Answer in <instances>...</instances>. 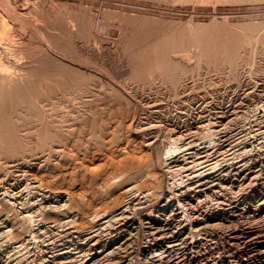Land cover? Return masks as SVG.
<instances>
[{
	"label": "rangeland",
	"instance_id": "374dc122",
	"mask_svg": "<svg viewBox=\"0 0 264 264\" xmlns=\"http://www.w3.org/2000/svg\"><path fill=\"white\" fill-rule=\"evenodd\" d=\"M0 264H264V0H0Z\"/></svg>",
	"mask_w": 264,
	"mask_h": 264
},
{
	"label": "bare ground",
	"instance_id": "6f19581e",
	"mask_svg": "<svg viewBox=\"0 0 264 264\" xmlns=\"http://www.w3.org/2000/svg\"><path fill=\"white\" fill-rule=\"evenodd\" d=\"M40 62V61H39ZM42 63V62H41ZM54 64H55V62H54ZM45 65V64H44ZM48 65V64H47ZM59 65V64H58ZM43 66V65H42ZM44 67V66H43ZM61 67H63V66H61ZM36 68V67H35ZM59 68H60V66H59ZM39 69V68H38ZM42 69V68H41ZM62 69V68H61ZM37 70V69H36ZM50 70V69H49ZM63 70V69H62ZM33 71H34V69H33ZM42 71V70H41ZM43 71H45V70H43ZM31 72V71H30ZM35 72H37V71H35ZM32 73H34V72H32ZM38 73H39V71H38ZM49 73H51V72H49ZM54 73V72H53ZM40 74H42V73H40ZM44 74V73H43ZM45 75V74H44ZM43 75V76H44ZM50 75V74H49ZM48 76V75H47ZM7 77V76H6ZM37 77V76H36ZM35 77V78H36ZM39 77V76H38ZM41 77V76H40ZM43 78V77H42ZM53 78V77H52ZM7 79H10V78H8L7 77ZM11 79H12V77H11ZM4 80V79H3ZM2 80V81H3ZM15 80V79H14ZM17 80H19V79H17ZM32 80V79H31ZM34 80V79H33ZM50 80H52V79H50ZM9 81H11V80H9ZM13 81V80H12ZM21 81V80H20ZM20 81H18V82H20ZM14 82H16V81H14ZM13 83V82H12ZM29 83V82H28ZM34 83V82H33ZM5 84H7V83H5ZM20 84V83H19ZM18 84V85H19ZM35 84V83H34ZM37 84V83H36ZM13 85V84H12ZM26 85V84H25ZM32 85V84H31ZM24 86V85H23ZM30 86V85H29ZM5 87V86H4ZM34 87V86H33ZM19 88V87H18ZM21 88H22V86H21ZM10 89H12V88H10ZM15 89V88H14ZM17 89V88H16ZM32 89V88H31ZM30 89V90H31ZM2 90H4V89H2ZM5 91V90H4ZM11 92V91H10ZM9 92V93H10ZM198 149V148H197ZM189 152V151H188ZM185 154V153H184ZM192 155V154H191ZM184 158H185V156H184ZM183 158V159H184ZM182 159V158H181ZM190 160V159H189ZM139 162V161H138ZM175 163V162H174ZM191 164V163H190ZM213 167V166H212ZM205 179V178H204ZM203 180V179H202ZM198 181V180H197ZM201 182V181H200ZM35 188V187H34ZM133 188V187H132ZM202 187H200V189H201ZM130 189V188H129ZM37 191V190H36ZM129 191H131V190H129ZM24 193V192H23ZM121 211V210H120ZM179 212V211H178ZM172 215V214H171ZM117 216V215H116ZM153 216V215H152ZM155 216V215H154ZM118 217V216H117ZM117 222V221H116ZM168 223V222H167ZM108 224H110V223H108ZM107 224V225H108ZM116 227V226H115ZM91 229V228H90ZM115 229V228H114ZM121 231V230H120ZM154 231V230H153ZM175 231V230H174ZM75 232V231H74ZM107 232V231H106ZM79 233V232H78ZM113 234V233H112ZM152 234V233H151ZM96 235V234H95ZM159 235V234H158ZM166 235H169L168 233L166 234ZM70 236V235H69ZM195 237V236H194ZM29 238V237H28ZM100 239V238H99ZM115 239V238H114ZM175 239V238H174ZM27 240V239H26ZM108 240V239H107ZM156 240V239H155ZM97 241H98V239H97ZM175 242V241H174ZM178 242V241H177ZM179 243V242H178ZM185 243V242H184ZM177 244V243H176ZM112 246V245H111ZM157 248V247H156ZM71 249V248H70ZM167 249V248H166ZM181 249V248H180ZM194 249V248H193ZM68 250V249H67ZM82 250V249H81ZM114 251H116V250H114ZM181 251V250H180ZM190 251V250H189ZM74 252V251H73ZM83 252V251H82ZM110 252H112V251H110ZM178 252V251H177ZM100 253V252H99ZM90 254V253H89ZM103 254V253H102ZM109 254V253H108ZM107 254V255H108ZM152 254V253H151ZM159 254V253H158ZM55 255V254H54ZM160 255V254H159ZM5 256V255H4ZM65 256V255H64ZM12 258V257H11ZM54 260V259H53ZM192 260V259H191ZM7 261V260H6ZM13 262H14V260H13ZM121 262V261H120ZM183 263V262H182ZM189 263V262H188Z\"/></svg>",
	"mask_w": 264,
	"mask_h": 264
}]
</instances>
